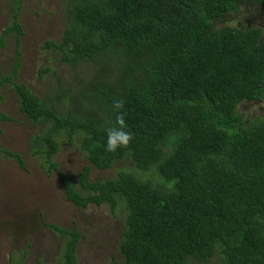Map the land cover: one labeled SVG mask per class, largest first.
<instances>
[{
	"label": "trees",
	"instance_id": "1",
	"mask_svg": "<svg viewBox=\"0 0 264 264\" xmlns=\"http://www.w3.org/2000/svg\"><path fill=\"white\" fill-rule=\"evenodd\" d=\"M245 3L264 8V0H69L60 38L46 46L72 66L96 67L90 82L44 101L17 82L18 53L0 78V93L9 84L34 124L31 154L56 172L64 199L78 209L125 211V264L206 263L215 255V264H264V121H244L238 111L264 94L262 29L214 24ZM11 32L18 44L17 11ZM114 100L124 102L132 138L108 152ZM9 120L0 113V124ZM60 139H78L89 162L75 181L53 160ZM0 153L24 168L21 153ZM126 158L142 172L154 167L159 180L120 171ZM115 163L122 169L114 178H90L92 167ZM49 226L64 237L59 264H78L79 229Z\"/></svg>",
	"mask_w": 264,
	"mask_h": 264
},
{
	"label": "rangeland",
	"instance_id": "2",
	"mask_svg": "<svg viewBox=\"0 0 264 264\" xmlns=\"http://www.w3.org/2000/svg\"><path fill=\"white\" fill-rule=\"evenodd\" d=\"M68 2L0 0V78L12 71L19 55L17 82L27 85L44 101L61 98L58 91L69 95L70 92L62 91L66 87L79 92L81 86L90 82L96 67L83 62L72 66L61 60L60 53L46 46L50 41L58 42L66 23ZM15 10L22 28L18 44L14 32L6 33ZM214 24L238 29L258 26L264 39V8L241 4L240 11ZM0 94V113L10 117L0 124V148L21 153L24 161L22 169L16 160L0 153V264H59L64 237L50 224L79 229L82 238L76 253L78 264H125L118 248L125 211L119 205L112 214L106 204L78 209L66 201L56 172L48 173V165L42 166L43 159L31 154L29 140L36 129L19 111L17 94L9 84L3 86ZM238 111L244 121L253 118L264 121V94L260 99L241 101ZM59 144V152L53 160L75 181L78 172L89 162L79 149L78 139L72 143L60 139ZM117 163L107 170L92 167L90 178H114L123 164L120 171L159 180L154 167L142 172L130 159ZM218 260L215 255L209 262L192 261V264H215Z\"/></svg>",
	"mask_w": 264,
	"mask_h": 264
},
{
	"label": "clouds",
	"instance_id": "3",
	"mask_svg": "<svg viewBox=\"0 0 264 264\" xmlns=\"http://www.w3.org/2000/svg\"><path fill=\"white\" fill-rule=\"evenodd\" d=\"M124 102L114 100L112 109L117 113L114 123L105 129L106 132V151L114 152L120 147L127 146L132 138L130 131H127L125 112L123 111Z\"/></svg>",
	"mask_w": 264,
	"mask_h": 264
}]
</instances>
